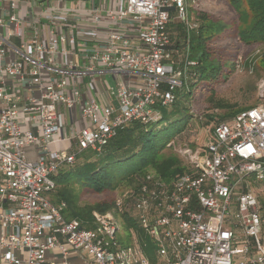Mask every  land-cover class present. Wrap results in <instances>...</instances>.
I'll return each mask as SVG.
<instances>
[{"label": "built area", "instance_id": "2783aa9c", "mask_svg": "<svg viewBox=\"0 0 264 264\" xmlns=\"http://www.w3.org/2000/svg\"><path fill=\"white\" fill-rule=\"evenodd\" d=\"M191 7L198 0H0V264H151L125 218L160 264H264L251 187L264 180V90L203 146L172 141L190 172L146 176L93 212V230L47 198L62 167L133 124H159V108L197 83ZM174 24L188 34L182 51Z\"/></svg>", "mask_w": 264, "mask_h": 264}, {"label": "trees", "instance_id": "16d2710c", "mask_svg": "<svg viewBox=\"0 0 264 264\" xmlns=\"http://www.w3.org/2000/svg\"><path fill=\"white\" fill-rule=\"evenodd\" d=\"M230 2L239 16L240 23L247 26L238 33L240 41L245 44L264 43V0H230ZM193 12L199 23V29L191 32L189 36L190 59L198 64L194 70L197 74V83L194 85H201L205 89L209 87L213 91L214 84L228 81L235 65L233 58L222 60L218 52L213 49V45L228 34L230 27L213 16L198 11ZM172 29L176 30L173 41L179 48L180 44L186 43L188 34L179 24L171 26ZM191 91L192 89L189 94ZM179 103L177 100L171 107L159 108L163 116L159 124L153 126L133 124L119 131L101 154L86 150L78 156L73 166L62 167L55 178V190L47 194L49 201L55 205L66 202L67 219H78L82 221V229L93 230V212L111 211L114 206L111 195L124 183H127L129 188L139 184L146 178L149 170L155 171L167 182H173L177 177L189 173V164L185 165L177 155L165 152L168 150V145L184 131L189 120L187 109L181 107ZM233 107L231 106L229 113L224 116L217 114L207 116L209 123L215 124L212 125L210 132L216 125L231 121L238 113L251 108L252 105L243 109ZM169 126L171 132L166 137H162L160 130ZM192 147L195 149V144ZM87 193L107 195L108 199L82 206L81 199ZM131 228L138 232L140 241L146 244L145 252L151 264H160L151 240L143 231L136 228L133 221L125 218L126 232ZM124 244L129 245V240L126 239Z\"/></svg>", "mask_w": 264, "mask_h": 264}, {"label": "rangeland", "instance_id": "374dc122", "mask_svg": "<svg viewBox=\"0 0 264 264\" xmlns=\"http://www.w3.org/2000/svg\"><path fill=\"white\" fill-rule=\"evenodd\" d=\"M192 11L213 16L229 25L230 31L213 45V49L218 52L222 60L223 58H233L235 65L228 81L214 84L213 91L209 87L205 89L201 85H193L188 89L182 88L177 91L178 102L181 107L184 106L187 109L186 112L189 116L184 131L174 139L176 146L180 144L183 148L188 144L191 146L195 144L196 148L205 144L207 134L209 136L208 132L212 125H215L212 122L209 123L208 115L224 116L229 113L231 106L241 109L250 105L254 106L260 99V93L264 90V43L245 44L240 41L238 33L245 30L247 26L240 23L239 16L230 0H198V7L196 10L191 7L190 13ZM171 33L173 37L176 30L172 29ZM175 45L178 46L177 43ZM182 45L180 44V51L184 49ZM190 89H192L191 94H189ZM169 128L170 126L160 130L162 137H166L171 132ZM177 150L179 149L177 148ZM165 152L177 155L185 165H188L186 159L174 148ZM148 175L158 174L149 170L146 176ZM251 187L259 196L264 207V180L261 182L252 181ZM128 188L127 183H124L111 195V199H115ZM106 199H108L107 195L87 193L83 195L80 204L82 206L92 205L104 202ZM239 263L240 258L235 257V264Z\"/></svg>", "mask_w": 264, "mask_h": 264}, {"label": "crops", "instance_id": "0c3cea01", "mask_svg": "<svg viewBox=\"0 0 264 264\" xmlns=\"http://www.w3.org/2000/svg\"><path fill=\"white\" fill-rule=\"evenodd\" d=\"M104 81H106V82H109L110 81V77L108 76V77H106L105 76V78L103 77L102 78ZM88 80V79H87ZM61 147V146H60ZM63 147V146H62ZM28 152H29V155L31 156V157H33L34 156V150L32 149V148H30L29 150H28Z\"/></svg>", "mask_w": 264, "mask_h": 264}]
</instances>
